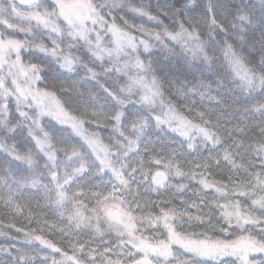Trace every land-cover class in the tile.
<instances>
[{"label": "snow or ice", "instance_id": "1", "mask_svg": "<svg viewBox=\"0 0 264 264\" xmlns=\"http://www.w3.org/2000/svg\"><path fill=\"white\" fill-rule=\"evenodd\" d=\"M0 264H264V0H0Z\"/></svg>", "mask_w": 264, "mask_h": 264}, {"label": "trees", "instance_id": "2", "mask_svg": "<svg viewBox=\"0 0 264 264\" xmlns=\"http://www.w3.org/2000/svg\"><path fill=\"white\" fill-rule=\"evenodd\" d=\"M152 2L154 3L155 0H152ZM137 23H139V21H137ZM191 71H192L193 73H195V75H196L197 78H199L200 73H199V71H198L197 69L193 68V69H191ZM205 75H210V74H207V73H206ZM189 79H192V77L189 76ZM205 103H207V102H205Z\"/></svg>", "mask_w": 264, "mask_h": 264}]
</instances>
